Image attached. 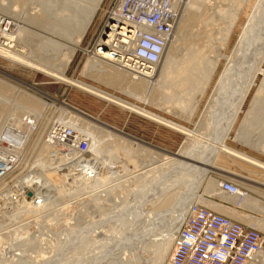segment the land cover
Listing matches in <instances>:
<instances>
[{"label": "rangeland", "instance_id": "obj_1", "mask_svg": "<svg viewBox=\"0 0 264 264\" xmlns=\"http://www.w3.org/2000/svg\"><path fill=\"white\" fill-rule=\"evenodd\" d=\"M13 1L17 2L15 4H19L14 5L16 10L10 0H1L0 14L9 19V24H17L20 21L24 28L28 30L24 37L30 39V42H34L31 45V51L34 53H26L25 55L44 67L61 69L65 56L68 55L67 51L53 53L51 51L53 48H51L49 53H41L45 58L42 61L37 59L40 53L35 52H38L40 48V40L45 42L46 38L52 36H57L59 39L61 38L60 40L66 42V39L55 33L59 32L55 25H60L61 22L69 19L64 17L70 14L64 8L66 5L70 7L67 4L69 0ZM71 1L76 2L74 5L80 2L79 4H83V6L87 2L86 6L88 5L87 7L91 8L94 3L91 0H84V3L83 0ZM250 2L238 21L231 13L222 17L225 21L235 17V26L230 28L227 24L223 25L225 32L223 38L220 39L214 35V32L219 28L213 27L212 24L216 22V17L212 16L213 19L211 20V15L213 9L220 5L221 1L182 0L177 5L179 10L178 19L181 16L178 23H176L178 25H176L172 41L161 63L155 69L156 72L152 76V80H134L132 79L133 75L130 76L125 73V77L119 75L120 79L118 81L108 83L109 81H106V79L87 72V65L92 60L93 55L91 52H93L95 40L99 33L104 30L108 11L112 4V0L102 1L87 35L70 58L65 74L69 79L81 82L87 89L109 96L113 102L125 106L127 103V107H133L131 109L136 110L138 113H140L139 111L144 112L143 115L125 110L114 103H108L41 72L14 65L0 57V146L6 151L5 153L13 148L12 153L17 156L18 160L16 169L5 181L0 183V195L8 188L17 185L19 181L21 182V179L25 178L22 181L26 180L27 182V184L21 185L20 193L18 191L19 186L13 187L11 192H17L18 196L13 194L10 197L5 195L0 198V233L1 231L4 233L0 234V264H155L157 262L156 259H158L160 252L164 250L165 242L160 241L162 238L161 229L169 221L172 222L179 202L194 195L192 194L193 188L189 180L190 177L185 176L179 170L169 169V171L167 170L168 173L166 172L162 176L159 175V181L158 178L155 179L158 185L155 181L150 184L157 187L154 190H157L156 192H152L153 185L152 188L150 185L146 184L145 186L144 184V186L138 188L139 190L132 185L131 187H125L124 190L127 188L125 191L117 189L107 197L104 193L102 194L104 188H107L106 186L90 191L100 187L103 184L101 183L102 180L103 182L107 180L103 175L102 178L97 177L94 181L92 179L94 177L93 172H96V176L104 174L106 170L111 171L112 176L116 173L123 175L132 172L135 168H141L148 162L162 159L165 155L173 157L183 146L191 145L194 138L185 136L165 124L177 125L181 127V130L183 128L189 131L193 130V134L199 135L198 140H202V138L208 136V129L205 126L202 128V125L210 124L211 121L206 120H210L208 115L212 111L214 112V109L216 111L224 107L223 110L225 111L226 108L227 110L228 108L231 109L229 104L239 106L244 103L243 98L236 100L237 103H227L219 95V98L217 97L215 101H210L208 104L229 62L227 61L228 58H223L219 62L217 60L218 55L232 57L234 49L243 54V58L238 61L241 67L237 69L236 74L233 76L237 81L227 82L226 85L232 84V86L240 88L241 77L247 73L250 79L255 78L259 73V69L264 68L262 23L258 25L256 22L252 28L253 30H250V32H255H249L250 34L246 35L245 41H247L250 48L247 49V53H245L246 48L242 44L244 40H241L242 32L245 30L248 20L247 16L253 12L256 6V0ZM232 7L233 5L230 8ZM11 10H14L16 17L10 15ZM32 17H35V21H29V18ZM181 21L182 28L180 27ZM206 22L209 24L208 26H206ZM218 23L220 22L218 21ZM257 26H260V28ZM15 30L13 29L12 32H16V35L21 34L19 29ZM54 30L56 31L54 32ZM27 34H31V36ZM225 39H229V41L224 48ZM23 41L27 42V40ZM19 45L21 44H17V47ZM50 46L52 45L50 44ZM216 46L218 49L215 48ZM252 57L255 61L251 67L252 69L247 72L242 68V65L252 64ZM192 58L197 60V64L200 65V73L205 72L208 75L211 73L212 79L206 75V79L197 80L194 83L191 82V84L177 80L178 72L186 63H190ZM255 66L257 69H255ZM262 78L260 75L257 77V85L251 88L243 112L239 114L235 125L230 126L231 129L230 127L223 129L222 132L223 136H230V139L226 141L229 147L264 162V155L253 149L260 138L262 141L264 139V128L262 129L261 125L256 129L258 130L256 136L254 135L259 137L251 140L248 147L244 145L245 140H248L249 137L245 138L244 141H239V143L235 140L236 132L247 109L252 101L256 100L254 98L257 92L260 94L258 88ZM132 86H136V88ZM132 95L135 96L132 97ZM256 97L258 98L259 95H256ZM36 101L39 102V105L36 107L30 105ZM46 105L47 109L44 107ZM217 105H220L221 108H217ZM18 108L21 111L30 113L28 114L31 115L29 117L33 116L32 118L36 121L26 134L31 135L30 140L23 141L24 143H11L10 146L9 143L3 141L5 139L1 136V131L3 126L6 127V136L13 130L21 129L15 126L10 115L12 109L17 110ZM204 112L205 115H202ZM151 115L156 117L154 118ZM33 119L31 120L33 121ZM200 122L201 126L196 128L195 124ZM57 123L71 126L76 131L87 135L90 138L88 151L85 154H79L74 151L73 147H68L65 144L63 147H56L46 142L48 131L52 125ZM178 129L180 130V128ZM210 133L212 134V132ZM21 143L23 144L19 145ZM222 153L220 157L217 156L218 159L216 155H214L215 160L212 157V168H208L210 172L202 180L203 182L197 189V193L195 192L196 196L194 195V197L196 198L193 201H198L209 207L208 202L218 193L217 190L215 192L210 191L211 184L215 183L217 185L219 180H229L246 190L250 197H254L257 201L262 202L261 204H264V176H258L260 171L239 159H235V157H227L229 155L225 152ZM150 159L152 160L149 161ZM84 176L90 179L85 181ZM30 184L34 185L31 186ZM135 189L140 193H136ZM149 190L157 198H154ZM47 193L48 196L46 197ZM11 197L12 200H10ZM43 197H46V199ZM223 197L226 201L231 202L233 200V198L227 196ZM20 198H23L25 203ZM148 200H151V203L156 200L155 203H148L145 207L146 213L153 212L150 219L148 218L149 220L145 217L146 214H139L141 205H143V202L147 203ZM26 203L31 204V209H34L31 214V209L26 207ZM60 204L61 206H59ZM13 206H16V209H13L12 212ZM253 209H221L225 210L226 214L219 212L220 209L213 210L221 214L224 213L223 215L226 216H228V212L235 214V216L261 220L263 218L262 213ZM228 217L239 221L234 216ZM75 225L84 228L81 237L72 239L69 233H64V235L56 238V241L51 240L48 242V251L45 254L43 253L42 240L44 232H47L48 229L74 227ZM73 249L81 252L75 253Z\"/></svg>", "mask_w": 264, "mask_h": 264}, {"label": "bare ground", "instance_id": "obj_2", "mask_svg": "<svg viewBox=\"0 0 264 264\" xmlns=\"http://www.w3.org/2000/svg\"><path fill=\"white\" fill-rule=\"evenodd\" d=\"M10 1L12 2V6L13 7H14V5H19V4H15L17 2H14L13 0H10ZM91 1L94 2L93 5H92L93 6L92 8L91 7H87L88 5L86 6L87 2H85L84 6H83V4L82 5L79 4L80 2L74 5V3H76V2H73L71 0L67 1L68 6H70L71 8L70 7H67V5L64 8H66L67 11L70 14L69 15H66L64 17H66L65 19H67V18H69V19L66 20V21H64V22H61L60 25L59 24L58 25H55V28L57 29V31H59L58 32L59 34L57 32H55L56 30H54V32L57 35H59L60 37L66 39V42L64 40L63 41L60 40L61 38L59 39L57 36H52L51 38H46L47 40L45 42H44V40L43 41H41V40L39 41V43L41 42V44L39 45L40 48L38 49V52H35V53H40V54H39L38 58L34 55L35 58H37L39 61H42V60L45 59V58H43L44 57L43 54L44 53H49V51L51 50V48H53V50H51L53 53H61L63 50L67 51L68 55L65 56V59H64L63 64L61 66V69H55V67L54 68L44 67L43 65L39 64L38 62H35V61L31 60L27 55H25L26 53H34V52L31 51L32 50V48H31L32 46L31 45L34 42H30L29 41L30 39H28L27 37H24L25 34L27 33L26 31H28V30H26L24 28L22 22H20V21H18L17 24H12V23L9 24L12 31H13V29L14 30L15 29H19L21 31V34L20 35H16V32L10 33L9 34L10 35V38H9L10 45L9 46L0 43V57L3 58V59L8 60L9 62H11L14 65H20V66L26 67L28 69H32L34 71L41 72V73H43L44 75H46L48 77L54 78V79L58 80L59 82H62V83H65V84H67L69 86H72V87H75L77 89H80L81 91L87 92V93H89V94H91L93 96H96V97H98V98H100V99H102V100H104V101H106L108 103H114L118 107H121V108H123L125 110L131 111V112H134V113H137L139 115H143L144 112L142 113L141 111H139L141 113L140 114L136 110L131 109L133 107H131V108L130 107H127V103H126V106H125V105H122L121 103L118 104L116 102H113L111 100V98H109V96H106L104 94L102 95L101 93H99V92L97 93L96 91H93V90H89V89H87V87L85 85L81 84V82L73 81V80L69 79L66 76V74H65L66 73V70H67V67H68V65L70 63V58L72 57V55L79 48V45L82 43L85 35H87V32H88L89 28L91 27V25H92V23H93V21L95 19V16L97 14V11L99 9V6H100V4L102 3L103 0H95V1L94 0H91ZM220 1H221L220 5H218L215 9H213V14L211 15V17L212 16L213 17H216V22H214L212 24L213 27H218L219 28L218 30H216L214 32V35H216L217 38H220L221 39V38H223L224 32H225V29L223 28V25L227 24V26L230 27V28L231 27H234L235 26V17H236V20L238 21V19L241 17V15L245 12L248 4L251 3L250 1H253V0H220ZM0 2H1V0H0ZM179 2H182V0H174V3L175 4H178ZM83 3H84V0H83ZM231 5H233L232 8H230ZM87 8H90V9L88 10ZM14 9H15V7H14ZM228 13H231V14H233L235 16L234 18H232L233 20L230 19L229 21H225L224 19H222V17H225V15L226 14L228 15ZM10 15L12 17L13 16H15V17L17 16L14 13V10L13 11L12 10L10 11ZM180 17H179V19H180ZM213 17L211 18V20L213 19ZM34 18L35 17H32V18H29L30 20L29 19L28 20L29 21H32V20L35 21ZM179 19H178V21H179ZM247 19L248 20H247V23L245 25V30L242 32L243 34L241 36V40L242 41L244 40V42L242 44L246 48V50H244L245 48L243 47L244 48L243 50L245 51V53H247L246 51L249 48V44H247V41H245L246 40L245 37H246V35H248V33L250 32V30L255 26V23L256 22L258 23V25H259V23L260 24L262 23L261 24L262 29H263L262 32L264 33V0H256V6H255L253 12L250 13L247 16ZM178 21H177V23H178ZM218 21L220 23H218ZM207 22L205 23L206 26L209 25ZM176 25H178V24H176ZM182 26L183 25H182V21H181L180 27L182 28ZM257 27L260 28V26H257ZM175 28H176V26H175ZM175 28H174V31H175ZM251 32H255V31H251ZM27 35L28 36L29 35L31 36V34H27ZM227 37H229V36H227ZM261 39H260V43H261ZM23 40H27V42H24ZM225 40L226 41L223 44L224 45V48H225V46H227L229 39H225ZM171 41H172V38H171ZM19 43L21 45H19L17 47V44H19ZM170 43H169V45H170ZM35 44H37V43H35ZM50 44L52 46H50ZM240 44H241V42H240ZM250 44H251V41H250ZM109 48H110L109 50H111L112 49V45ZM215 48L218 49L217 46ZM238 49H241V48H238ZM248 51H250V50H248ZM41 53H43V54L41 55ZM92 53H94V54L91 57V59H92L91 62H89L88 65H87V68H88L87 69V72H89V73H91V74H93L95 76H98L99 78L102 77V78L106 79V81H109L108 83H111L113 81H118L120 79V76L119 75H122V76L125 77V73H126V75H130V76L133 75L134 77H132V79H134V80H139V79H141V80H152V76L156 72L155 71L156 68H154L153 71L151 73H147L145 77L144 76H135L133 73H131V72L127 71V70L121 69L119 67L117 68L116 66L113 65V63L111 64V62L107 61L102 56H100L98 54H95V53H98V52H95L94 51ZM259 53H261V52H259ZM240 54H242V53H238L236 51V49H234V51L232 53V57H223V56L218 55L217 60H219V62L223 58H226V59L228 58L227 61H229V62L227 64L226 68H225V71L221 75V77L219 79L218 86L214 89V94L211 96L212 98L209 100L208 104L210 103V101L211 102L213 100L215 101V99L219 95H221L222 96L221 98H223L224 100H226L227 103L228 102H230V103H232V102L235 103L236 102L237 103L236 100H241L242 98L244 99V101H243L244 103L243 104H240L239 106H237L236 104H234V105H232V104L230 105L229 104V106H231V109L230 110H229V108H228V110L226 108L225 111H224L223 110L224 107L221 110L220 109H217L215 111V109H214V112L212 111L210 113V115H208V116H210V117H208V118H210V120H208V119L206 120V121H209V122L211 121L210 124L202 125L203 126L202 128H204V126H205V128L208 129V136L206 138H202V140H198V136L199 135L193 134V130L189 131V130H185L184 128H183L184 130L183 129L181 130V127H179L177 125H174V124L168 125V124H165L163 122L166 126L171 127L172 129H174L176 131H179L180 133L184 134L185 136L194 138V140L192 141V144L191 145H189V146H183L179 150V152L174 155V156H176L178 158H176L174 156L172 157L171 155L170 156L165 155L164 158H162V159H156V160H153V161H151L152 159H150L149 161H151V162L146 163V165L144 164V166H142L141 168H135L132 172L125 173L123 175H119L118 173H116V174H114L112 176V174H110L111 171L108 172L107 170L106 171L103 170V171H105L104 174H98V176H96V172L94 171L93 172L94 173V177L92 178V179H94V181L97 179V177H101L102 178L103 175H104V177L107 178V180L104 181V182L102 180L101 183H103V184L100 187H96L95 189L90 190V191H94V190H96L98 188H102V187H105L106 186L107 188H104L103 192L102 191H100V192H102V194L104 193L107 196V195H109L111 193H114V191H116L117 189L124 190L125 187H131L132 185L134 187H136L137 190H139L138 188L144 186V184H145V186H146V184L150 185L152 183V181H155V179H157L159 177V175L162 176V174H165L166 172L168 173L169 169H172V170L173 169H176V171L179 170L182 174L184 173L185 176L190 177L189 180L191 181V187L193 188V190H192L193 192L192 191L191 192H192V194H194L196 196L195 192L197 191V189L199 188V186L202 184V182H203L202 180H204L206 178V175L208 174V172H210V170L208 168L209 167L212 168L211 167L212 157H214V155H216V158H217V156L220 157V155L223 154L222 152H225L227 155H229V156L226 155L229 158H230V156L235 157V159H239V160L243 161V163L248 164L249 166L257 169L258 171H260V173L258 174V176L259 175L260 176H264V162H262L261 160H258L256 158H254L252 156H249V155H247V154H245L243 152H240L238 150H235V149L229 147L226 144V141L228 139H230L229 138L230 136H228V135H227V137L226 136H223V132H222L223 129L235 125L236 121L238 120L239 114L243 112V107L246 104L245 102H246V100L248 98V95H249V92H250L251 88L253 86H256L257 85L256 79H257V77L259 75L263 77L262 78V82L260 83V86L258 88V90L260 89V94H258V92L256 94V95H259L260 98L259 97L257 98L256 95H255V98L254 99H256V100H253L252 103H251V105H250V107L247 109L246 114H245V116H244V118H243V120H242V122L240 124V127L238 128V130L236 132L235 140L239 143V141H244L245 138L249 137L248 140H245L246 143L244 145L245 147H248V144H250V141L251 140H253L254 138H258L259 137L258 135H257V137H255L256 134L258 133V130H256V129H258L260 127V125H261L262 129L264 128V126H262L264 124V102H263V100H264V68L261 67L259 69V73L257 72L258 74H257V76L255 75L256 76L255 78H251L250 79L249 74H247V73L243 77H241V82H240L241 83V85H240L241 87L239 86L240 88H237V86H232V84L226 85L227 82L233 83L236 80V78H233V76L236 74L237 69L239 67H241V64H239L238 61H240V59L243 58L242 57L243 54L242 55H240ZM192 59L190 60L191 61L190 63H186V65L181 69V71L178 72V74H177V80H179L180 82L181 81H185V83H190L191 84V82L194 83L197 80L201 81V80L206 79L205 76L208 75V74H205V72H201L200 73V65L197 64V60H195L194 58H192ZM254 61L255 60L253 58V61L251 60L252 64L249 63V64H246V65H242V68L245 69L248 72L249 69H252L251 67H252ZM217 66H218V63H217ZM256 66H255V69H257ZM253 69H254V67H253ZM253 71H255V70H253ZM210 75H211V73H209L208 77H210V79H212L213 76H210ZM117 77H118V79H116ZM185 83H182V84H185ZM132 87L133 88H136V86H132ZM133 94H135V93H133ZM133 96H135V95H132V97ZM217 101H218V99H217ZM117 102H119V101H117ZM27 105H29V104H27ZM30 105H33V106L36 107L37 105H39V102L36 101L34 103H31ZM44 107L47 109V105L44 106ZM219 107H220V105L217 108H219ZM28 114H30V113H28L27 111H21L19 108L17 110H15V109L13 110L12 109V112H11L10 115H11L12 119L14 120V124L18 128H21L19 130H13L11 132L10 137H12V139H11L12 142L18 141V143H20V142H23V141L26 142L27 140H30V136L31 135L28 136L26 134L31 130V128L33 127V123H35L36 120H34L32 118L33 116L32 117H29L31 115H28ZM202 115H205V112ZM152 117H154V116H152ZM30 118L33 119V121ZM146 118H148V117L146 116ZM154 121L157 122V120H154ZM29 122H31V123H29ZM55 125H59V126H63V127L65 126L62 123H57ZM197 126L200 127L201 126V122L199 124L198 123L195 124V127L196 128H197ZM178 128H180V130ZM230 129H231V127H230ZM210 132H212V134ZM225 132H227V131H225ZM195 138H197V139H195ZM260 139H259V141L256 142V147L253 148V149H254V151H256V152L261 153V154L264 155V139H263V141H262V139L261 140ZM19 140H20V142H19ZM3 141L4 142H7V144H8V141L7 140L6 141L3 140ZM190 142H191V140H190ZM213 160H215V157L213 158ZM217 161H215V163H217ZM215 163H214V165H215ZM92 166H94V165H92ZM217 166H219V165H217ZM86 169H87V167H86ZM83 173H84V170H83ZM175 173L177 174V172H175ZM87 176H84L83 177V179L85 181L90 179ZM24 179H21V182L19 181L20 183L18 182L17 185H14V186L8 188L4 193H2L0 195V198H1V196H5V195H7L9 197L11 195H13V194L14 195L15 194L17 195L18 194L17 192L16 193L11 192L12 189H13V187H15V186H17V187L19 186L18 191L20 193L21 185L23 186V185L27 184L26 180L25 181H22ZM157 180L159 181V178ZM157 180L155 181V183L157 182ZM160 181H161V179H160ZM33 185H31V186H33ZM152 185H150V186L152 187ZM216 186L217 185L215 183H212L211 186H210V188H211L210 191L211 192H215L217 190L216 189L217 188ZM151 187H149V188H151ZM152 188H151V190H152ZM155 188H157V187L154 186V189H153L152 192H156L157 191V190L154 191ZM137 190H136V193H140V192H137ZM261 190H263V189H261ZM132 191H134V190H132ZM210 191H209V193H210ZM33 192H34V190H33ZM45 192H44V194H46ZM150 192L151 191L149 190V193ZM143 193H145V192H143ZM150 194H149V198H150ZM194 195H193V197L192 196L191 197L189 196L188 198L186 197V199L181 200V202H179L180 204L178 205L177 210L175 211L174 219L172 220L171 223H170V221H169V223H166L163 226V229H161V231H162V235H161L162 238L161 239H163V240L160 239V241H163V242L165 241L164 242V246H163L164 247L163 248L164 250H162V252H160V255L158 256V259H156L157 262L155 264H164L165 261H166V259L168 258L169 253H170V248L172 246V241H173L174 235L177 232V230L180 227V225L183 222V220L185 219V216L187 214V208H188L189 204L194 200V198H196V197H194ZM47 196H48V193H47L46 197ZM152 196H154V198L156 197L155 195H152ZM152 196H151V198H152ZM46 197H43V198L46 199ZM249 198H250V195L246 196L243 199L242 203L244 201H246V203H247L248 206L251 204L253 208L254 207L258 208V209H253L252 208L253 210L259 211L260 213H262V215H263L262 221L263 222L261 223L260 228H261V230L264 233V220H263L264 219V205L261 204L262 202L260 203L259 201H256L255 199L254 200H251ZM12 199L13 198L11 197L10 200H12ZM22 199H21V201L24 200V199L23 200ZM2 200H4V199H2ZM122 200H124V199H122ZM146 200H147V198H146ZM150 201L148 200L147 203L146 202H143V205H141L142 207H141V210L139 212V214H142V215L143 214L144 215L146 214L145 217H147V219L148 218L150 219V216L153 215V212L152 213H146L145 212V209H146L145 207H146V205L148 203L149 204H152L153 202L155 203L156 200L155 201L153 200L152 203ZM24 203H25V200H24ZM43 203H44V201H43ZM122 203L124 204V202H122ZM61 204L59 206H61ZM10 205H12V204H10ZM30 205L27 204L26 207L31 209V206ZM63 205H64V203H63ZM244 205H246V204H244ZM37 207L40 209L39 206H37ZM62 208H63V206H62ZM137 208H139V207H137ZM13 209H16V206H13V208L11 209L12 212H13ZM32 210H34V209H31L30 214L33 212ZM34 222H36V221H34ZM245 224H247V223H245ZM247 225H249V224H247ZM249 226H252V225H249ZM170 229H171V232H170ZM257 229H259V228H257ZM0 234H4V233H2V231H1ZM160 244H162V243L160 242Z\"/></svg>", "mask_w": 264, "mask_h": 264}, {"label": "built area", "instance_id": "obj_3", "mask_svg": "<svg viewBox=\"0 0 264 264\" xmlns=\"http://www.w3.org/2000/svg\"><path fill=\"white\" fill-rule=\"evenodd\" d=\"M177 5L174 0H112L104 30L97 36L93 52L135 76L145 77L159 66L171 42L179 16ZM11 32L9 19L0 14L1 44L10 45ZM2 128L1 136L5 141L10 146L17 144L18 141H11V133L5 137L7 128ZM89 139L71 126L54 124L46 142L56 147L65 144L85 154ZM7 151L5 153L0 146V183L18 164L13 148ZM216 187L218 194L235 198L238 205L248 196L246 190L229 180H219ZM164 264H264V233L192 201Z\"/></svg>", "mask_w": 264, "mask_h": 264}, {"label": "crops", "instance_id": "obj_4", "mask_svg": "<svg viewBox=\"0 0 264 264\" xmlns=\"http://www.w3.org/2000/svg\"><path fill=\"white\" fill-rule=\"evenodd\" d=\"M223 196H225V195L217 194L216 196L212 197L211 201L208 202L209 207L211 209H220L219 212H221V213L222 212L225 213V210H221V209H252L253 208L251 204L248 206L247 203H246V201H244L243 203H240L238 205L236 203V201H235L236 199L233 198V200L230 202V201L224 200V197ZM249 199L254 200L255 198L254 197H250ZM255 200L257 201V199H255ZM244 204H246L247 206L244 205ZM254 209H258V208L254 207ZM227 214H228V216H234L237 220H239L241 222H244V223H247L249 225H253L254 224V226H257V228H259L261 230L260 226H261V223L263 222L262 219L261 220H256V219L249 218V217L246 218L244 216L243 217L235 216V214H230L228 212H227Z\"/></svg>", "mask_w": 264, "mask_h": 264}, {"label": "water", "instance_id": "obj_5", "mask_svg": "<svg viewBox=\"0 0 264 264\" xmlns=\"http://www.w3.org/2000/svg\"><path fill=\"white\" fill-rule=\"evenodd\" d=\"M83 231H84V228L81 227L80 225H75L74 227H61L58 229H48L47 232H44V234H43V237H44L42 240V251H43V253L44 254L47 253L48 242H50L51 240L56 241V238H59L61 235H64V233H69V236L72 239H77V238L81 237V234ZM73 251L75 253L81 252L77 249H73Z\"/></svg>", "mask_w": 264, "mask_h": 264}]
</instances>
